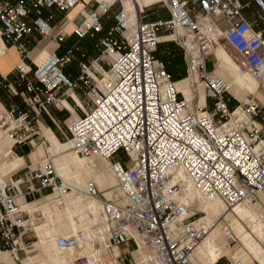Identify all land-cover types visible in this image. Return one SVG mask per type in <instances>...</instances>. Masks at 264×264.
<instances>
[{
	"label": "built area",
	"instance_id": "built-area-1",
	"mask_svg": "<svg viewBox=\"0 0 264 264\" xmlns=\"http://www.w3.org/2000/svg\"><path fill=\"white\" fill-rule=\"evenodd\" d=\"M162 2L170 18L151 22L145 19L147 6L138 0H0L1 37L23 58L30 54L24 39L37 35L54 42L57 50L71 37L94 41L96 57L75 43L63 55L52 51L35 68L23 59L15 70L19 85L33 94L28 103L39 112L50 105L62 108L60 91L83 90L84 105L76 102L83 116L67 125L73 149L84 158L106 161L120 193L107 199L94 182L84 191L72 189L58 175L51 155L22 179L11 178L0 187V253L9 252L12 264H23L27 234L39 220L23 210L22 202L41 190L50 191L44 197L57 208L66 207L71 194L81 201H99V218L92 223L97 232L89 242L100 253L118 251L115 264L121 251L130 248L145 264H204L197 256L207 235L198 224L203 212L179 199L185 189L177 178L180 172L205 198H219L227 211L257 209L263 231L255 237L264 252V105L249 95L232 108L229 83L206 72L207 57L224 40L243 57L264 93V0ZM164 31L166 39L161 37ZM163 41L183 49L188 73L197 77L192 82L203 85L209 105L193 106L182 95L168 62L157 56ZM73 62L76 80L64 73ZM0 133L13 139V147L49 143L35 117L1 102ZM119 153L126 156L124 163ZM85 214L94 218L89 209ZM102 225H107L103 234ZM223 233L234 251L240 245L237 233L227 222ZM86 242L85 230L79 229L60 235L57 246L81 249ZM223 257L229 264H250L228 255L216 264ZM75 264H89V258H78Z\"/></svg>",
	"mask_w": 264,
	"mask_h": 264
},
{
	"label": "crops",
	"instance_id": "crops-1",
	"mask_svg": "<svg viewBox=\"0 0 264 264\" xmlns=\"http://www.w3.org/2000/svg\"><path fill=\"white\" fill-rule=\"evenodd\" d=\"M140 1V5H142V2L145 1L144 5L147 6L145 10V19L147 21L154 22L158 20H168L170 18V13L166 5L158 4L162 0ZM252 11L253 13L258 14V10L255 6H253ZM253 18L254 17H251V19ZM260 28H264V23L260 24ZM166 34L167 32H162V39H166ZM85 40L87 39L78 41L75 37H71L66 44H64L60 49L57 50V46L54 42L42 39L38 35L36 36V39L26 38L23 42L27 44V48L30 54L28 57L23 58L18 53L17 47H15L11 43H7L3 39V37H1L0 33V102L6 108L17 107L20 111L27 112L32 117H35L40 131L45 134L50 133L58 142H60L59 138L63 137L64 135L66 136V132L64 131H67V134H69L67 125L73 120L83 116V111L76 105V102H78L79 105H84L83 90L78 89L75 91H70L67 94H65L64 91H60L57 94V97L63 102L64 106L62 108H57L55 105H50L46 110L39 112L36 108L31 107V105L28 103V97L32 96L33 94H30L26 91L25 85H19V75L15 69L23 59L28 65L31 66V68H35L37 65L41 64L52 51L57 50L60 55H63L66 49L71 47L75 43H78L84 50H86L90 54V56L96 57L98 53L94 49L92 51L95 52L96 55L83 45ZM173 42L174 41H163L159 45L157 56L160 59L168 62V70L172 74L174 81L177 83L179 90L187 99V101L192 103L193 106L197 105L198 103L201 107L204 105H209L210 101L206 98L201 89L200 93L197 91L198 86L201 87V85L198 84L196 86L192 82L193 78L188 73V65L184 56L183 49L177 43ZM8 45L10 46V48L8 47ZM219 45L220 43L214 47L213 53L206 59L207 74L220 78L224 77V79L226 77L227 79H229V84L231 85L230 96L235 99L234 102H230L232 108L237 106L239 100H243L246 96L249 95L254 96L255 101L263 106L264 93H258V85L255 90L251 86H246L247 79L244 78L246 77V75L245 72L241 69L242 65L239 62L235 61L229 55V53ZM227 45L233 51H235L229 44ZM11 52H13V54ZM210 57H213L215 59V62L211 66H208L207 62ZM244 65L246 66L245 62ZM30 76V79L33 80L32 74ZM77 76L78 74L75 77L70 78L72 80H76L78 78ZM250 88L252 89V91H250ZM1 141L2 140H0V142ZM43 149L44 148H41L40 146H37L35 149H33L30 145H17L13 147V150L11 147L13 160H21L20 168L16 172H13L15 173L13 176L19 177L17 180L25 177V175L29 172V168L33 170L40 167L43 159L46 158V151ZM13 151L15 155L20 156L21 158L14 156ZM49 151L53 152L51 148H49ZM23 163L25 164L23 165ZM34 184L36 187H39L38 182H35ZM27 188L28 184H24L23 190L26 191ZM49 193V190H41V192L36 193L33 197H31L34 199H36V197H41V199L35 200L31 203H29L28 201H23L22 208L26 209L30 207L29 214L31 215V217L34 216V212L38 211H42L45 215L49 212V215H51V213L56 211H53L50 204L49 206L47 205L46 197L44 196L48 195ZM35 204L36 206L33 210L32 207ZM44 227L45 226L38 227L37 229H44ZM48 236V232H40V240L35 242L33 244L34 249L32 251H27V253H32L34 251L40 250L41 254L38 257L29 255L27 259L23 260V264H72L73 258L76 255L70 252H59V250L55 248V242L51 247L48 248V242L46 239ZM118 254L119 252L116 251L114 255L108 254L104 257L102 255L101 263L103 262V264H115L114 256ZM129 256H132V253ZM122 260L125 261L126 264L131 263V260L128 259L127 256H125ZM2 263H14L10 253L4 252L0 254V264Z\"/></svg>",
	"mask_w": 264,
	"mask_h": 264
},
{
	"label": "rangeland",
	"instance_id": "rangeland-1",
	"mask_svg": "<svg viewBox=\"0 0 264 264\" xmlns=\"http://www.w3.org/2000/svg\"><path fill=\"white\" fill-rule=\"evenodd\" d=\"M144 2H142V5H144ZM158 4L159 5H161V4L165 5V3L162 1H160ZM83 45L86 48H88V50H90L92 53H94L96 55V53L92 51L94 49V41L93 40L88 38L87 40L84 41ZM219 46L223 47L235 61L239 62L242 65L241 69H242V71L245 72V75H246V77H244V78L247 79V81H246L247 85L246 86H251L255 90L257 88V84L255 83L254 80H252L250 73L248 72L246 66L244 65L243 57L240 54L233 51L226 44V42L224 40L220 41ZM8 47L10 48L9 45H8ZM14 51H16V50H14ZM11 53L13 54V52H11ZM16 55H17V53H16ZM214 62H215V59L213 57H210L208 59L207 64H208V66H211ZM64 73L66 75H70L71 77H75L78 74L77 63L73 62L71 64L66 65V68L64 69ZM225 80L229 83V79H227L225 77ZM200 89L203 92V94L205 95L203 85H201V87L198 86L197 91L199 93H200ZM250 91H252L251 88H250ZM261 92L262 91L260 89H258V93H261ZM231 101L234 102L235 99L231 97ZM64 132H66V136L64 135L63 137L59 138L60 139L59 143L62 145H65V146L59 147L58 153L61 152L65 148H72L71 135L67 134V131H64ZM43 134L47 138L46 134L45 133H43ZM0 140H2V141L7 140L11 144V147L13 150V142L11 141V139L9 137L0 133ZM48 142H49V140H48ZM39 146L41 148H44L43 150L46 151L45 156H48V155L53 156L54 153L49 151L50 143H48L46 146H41V145H39ZM33 149H35V148H33ZM13 153H14V151H13ZM77 155L80 156L82 159H84L81 155H79V154H77ZM14 156L20 157V156L15 155V153H14ZM0 157H1V155H0ZM74 157H75L74 155L69 156L68 157L69 161H66V160L63 161L61 159L55 158L57 166H58L59 174L67 182H69L71 184H75V185L76 184L82 185V184L86 183L87 181H93L97 184L98 188L102 192L101 193L102 195H105L108 198H111L112 196H114V197L120 196L115 177H114L113 173L111 172L110 167H107V164L102 159H100L98 157H91L89 159H84V161L80 163L77 160V158L75 157L76 159H74ZM117 158L122 163H124L126 161V156L124 155V153H119L117 155ZM1 162H2V159H0V170L4 168V164ZM24 164L25 163H23V165ZM14 174L15 173H13L9 178H7L4 181L5 184L9 183L11 181V178ZM18 178H19L18 176H13L14 181H16ZM77 181L81 182V183H78ZM0 185H3V184L0 183ZM38 199H41V197H36V199H34V198L28 199V202L31 203V202L38 200ZM48 202L50 203V199ZM215 203H219V202H204L197 195H195V197L190 201V205H193L197 210L207 211L208 215L204 220L206 222H209V221L213 222L214 217L212 216V214L209 210L215 208L214 207V206H216ZM218 205H219V207L223 206L222 203H219ZM35 206H36V204L33 205V207H32L33 210H34ZM51 208H53L56 211V212L51 213V215H49V212H48V214L45 215L42 211H38L37 213H35L36 218H39V220H38V223L35 224L36 226L34 225L36 227L35 230H34V226H33L32 231H30L27 234L25 241H26V243H28L29 247H27L26 253H27V251H32L34 249L33 244L40 240V232L46 231L49 233V236L46 238L47 242H48V248H49L54 244V242L56 243V240L60 235L71 234L78 228L77 225H75V223L73 222V218L74 217L78 218L80 216L79 213L74 215L71 212L69 214V216H65L62 214L66 213V209H65L66 207L57 208V207H54L53 205H51ZM29 209H30V207L26 208V209L23 208V210L26 211L27 213L30 212ZM59 212H61L62 214ZM84 212H85V210H84ZM241 213H244V211H241ZM203 215H204V213L203 214L201 213V214H199L198 217H201ZM243 219L245 221V224L246 223L249 224L250 228L255 232L252 235L251 232H249L248 229L246 228V225L243 226V230H245V232L243 233V240H242L241 247L238 246L235 249V250H238L237 252H235V253H237V255H244V252H245L244 250L246 249V242L247 241L255 242L256 244H259V246H261L260 242L257 240V237L260 238L262 235V231H263L262 225L258 222V219L255 217V215H250V216L248 215V216H245ZM75 220H76V218H74V221ZM42 226H45L44 229H37L38 227H42ZM89 227H92V225L89 224ZM63 229H64V231H63ZM216 234H219V232L215 231V235ZM246 234H248V236H245ZM255 235L257 237H255ZM206 236L207 235H205V237ZM214 237L217 238V236H214ZM55 248L57 249L56 244H55ZM225 250H227V249H225ZM82 251H83L82 248L78 249V251L75 252V255H78V254L82 255L83 254ZM202 251L205 253V247H203ZM26 253L21 252L20 258L25 260L29 257V255L38 257L41 254V251L37 250V251H34L32 253L31 252L27 253V254ZM51 253H53V252H51ZM131 253H133L132 254L133 257L129 256V255H131ZM228 253L230 254V252H228ZM260 253H261L260 256L264 259V253H263L262 249L260 250ZM108 254H110V253H105L103 255V257L105 255H108ZM125 256H127V258L131 260V263H127V264H136V262L138 260H141L139 255L136 252H133V248H130L127 251H125V250L121 251V257L117 260V264H126V262L122 260V259H124ZM207 260H209V258ZM249 262H250V264H255V263H253L252 259L251 260L249 259ZM99 264H103V262L102 263L100 262ZM219 264H229L228 258L223 257Z\"/></svg>",
	"mask_w": 264,
	"mask_h": 264
},
{
	"label": "bare ground",
	"instance_id": "bare-ground-1",
	"mask_svg": "<svg viewBox=\"0 0 264 264\" xmlns=\"http://www.w3.org/2000/svg\"><path fill=\"white\" fill-rule=\"evenodd\" d=\"M138 2H139V4H141L140 0H138ZM131 11H132V13H134V8H131ZM192 78L194 80L197 79V77H194V76H192ZM253 80L258 85V82L254 78H253ZM230 89H231V86H230ZM46 136H47V139L49 140V143H50L49 148H51V150L55 154V155H53V156L51 155V156L53 157V159L55 161L58 175L63 179L64 183L66 185L72 187V189H75V190L78 189L80 191H84V189L87 187L88 183L93 182V181H87L86 183H84L82 185H79V184L75 185V184H71V183L67 182L59 174L56 159H61L63 161L64 160L69 161L68 157L74 155L77 158V160L81 163L84 161V159H89V158L83 157L84 159H82L80 156L77 155L78 153L73 149L72 140H71L72 148H65L61 152L58 153L59 147H62L65 145L60 144L50 133H47ZM7 137H9L14 144L13 139L10 136H7ZM0 155H1L0 159H2L1 163L4 164V168L0 170V183L4 185L5 184L4 181L7 178H9L13 172H16L20 168V161L21 160H19V159L13 160L12 152H11V144L7 140L0 142ZM75 157H74V159H76ZM104 162L107 164V167H110L106 161H104ZM110 170H111V168H110ZM111 172H112V170H111ZM177 178L182 180L183 184L185 185L183 196H181L179 198L181 201L188 203L190 205V201L195 197V195H197L204 202H219V203L223 204L222 207H219V205H218L219 203H215V205H216V206H214L215 208L209 210L211 212L212 216L214 217L213 222L204 221L205 218L207 217L208 213L205 210H201V212H203L204 215L200 217V219L198 220V224L207 229V236L204 237V239L202 240V242L200 243V245L197 249V256H198L200 261H202L204 264H216V262L222 256L228 255V256L234 257V258H238V257L244 258L245 257L248 260L252 259L253 263H255V264H261V263L264 264V259L260 256V254H261L260 250L262 249V246H259V244H256L255 242H252V241L251 242L247 241L246 242V249L244 250L245 251L244 255H237V253H235V252H237L238 250L233 251L232 248L228 247L226 245L224 237H223V234H224L223 233V222H227V224H229L233 228V230L237 233L238 237L240 238L239 247H241L242 240H243V233L245 232V230H243V226L245 225V221L243 218L245 216H248V215L249 216L255 215V217L257 218V215L259 214L258 213L259 211L257 209H255L252 206H238L234 209V211H232V210L227 211L224 203L219 198H214V199L209 200V199L205 198L200 192L195 190L194 187L192 186V184L190 182H188V179L186 178V176L184 175L183 172L178 173ZM78 183H81V182H78ZM3 185H0V187H2ZM96 186H97V184H96ZM99 191H100V189H99ZM115 197H117V196H115ZM115 197L112 196L111 198L113 199ZM119 197H117V198H119ZM106 198L111 199L108 197H106ZM66 200H67L66 201L67 202L66 208H65L66 213L65 214H62L61 212H59V213H61L62 215H65V216H69V214L71 212L74 215L79 213L80 216L78 218L74 217V218H76L75 221L73 218V222L75 223V225H77L78 228L71 234L76 233L80 228V229L85 230L86 239H87L85 246L82 247L83 254L82 255H79V254L76 255V257L73 258L72 264H75V261L78 258H82V257H88L89 258V264H99L101 262V256L104 255L105 253L104 252L100 253L99 251L94 249L92 247L91 243L89 242V240H91L97 232L92 227H89V224L92 225V223L95 222L94 220H98L99 209H100L101 203L99 201H97L96 199H93V198H88V200L81 201L78 197L73 196V194L69 195ZM48 201H49V197H46V202H47V205L49 206L50 203ZM85 209L91 210V212L94 215V218H92V216L90 218H88L84 212ZM53 211H55V210L53 209ZM241 211H244V213H241ZM35 213L36 212H34V216L31 217L33 220L36 218ZM35 226H34V229H35ZM106 230H107V225H102L101 227H99V232H101L102 234ZM215 231H218L219 234L215 235ZM254 232L255 231L252 230L251 234L253 235ZM71 234H67L65 236H69ZM214 236H217V238H215ZM245 236H248V234H246ZM55 244H56L57 249L61 253L70 252L72 254H75V252L78 251V249H71V250L59 249L57 246V240H56ZM203 247H205V253L206 254L202 251ZM225 249H227V250H225ZM4 252H6V251H2L1 253H4ZM228 252H230V254ZM208 258H209V260H207ZM136 264H145V263H143L141 260H138L136 262Z\"/></svg>",
	"mask_w": 264,
	"mask_h": 264
},
{
	"label": "trees",
	"instance_id": "trees-1",
	"mask_svg": "<svg viewBox=\"0 0 264 264\" xmlns=\"http://www.w3.org/2000/svg\"><path fill=\"white\" fill-rule=\"evenodd\" d=\"M238 104V103H237Z\"/></svg>",
	"mask_w": 264,
	"mask_h": 264
}]
</instances>
